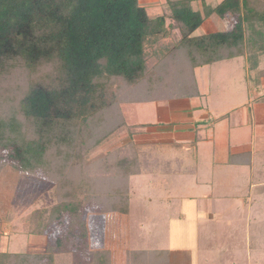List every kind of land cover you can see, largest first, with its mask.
Returning <instances> with one entry per match:
<instances>
[{
  "label": "trees",
  "instance_id": "1",
  "mask_svg": "<svg viewBox=\"0 0 264 264\" xmlns=\"http://www.w3.org/2000/svg\"><path fill=\"white\" fill-rule=\"evenodd\" d=\"M198 1L169 0L151 17L139 0H0V172L44 177L32 233L48 238L47 253L0 251V264L74 252L65 242L86 209L127 214L141 147L91 158L126 127L122 105L199 97L196 68L264 55V0H223L205 13ZM212 14L236 16L233 29L196 34ZM159 252H131L132 264H169Z\"/></svg>",
  "mask_w": 264,
  "mask_h": 264
},
{
  "label": "rangeland",
  "instance_id": "2",
  "mask_svg": "<svg viewBox=\"0 0 264 264\" xmlns=\"http://www.w3.org/2000/svg\"><path fill=\"white\" fill-rule=\"evenodd\" d=\"M168 1L139 0L151 17L164 14L168 10ZM201 2L193 3V9L205 13V4ZM216 4L206 2L208 7L219 5ZM220 18L223 27L219 30L233 29L236 16L228 14ZM210 24L208 17L204 22L205 28L202 25L196 34L214 32ZM178 36L175 32L171 41ZM197 78L204 95L201 101L206 108L194 112L196 116L206 114L210 105L213 117L229 112L233 120L237 117L235 107L243 103L237 100L241 98V91L249 93L248 86H254L242 62L237 60L220 63L213 68H199ZM121 107L126 127L116 132L91 158L108 155L115 147L132 142L140 147L146 145L141 158L147 163L141 167L144 173L131 180L127 214H103L94 209L83 211L78 218L82 224L77 225L75 220L74 232L69 235L72 239L69 237L65 242V249H77L69 254L57 253L53 264H132L130 253L138 251H160L162 258L169 259V264H264V154L258 149L263 148L264 137L260 130L256 131L254 153L261 164L253 170V176L245 175L248 168L235 175L234 178L242 179L246 185H225L222 179L217 182L211 180V143H205L207 151L199 150V159L194 145H159L155 141L161 134L154 127L159 124L156 106L135 104ZM2 108L0 117L4 115ZM246 108L250 111L249 107L239 111ZM180 113L182 117L188 116L186 112ZM243 121L246 124L250 122V114H244ZM235 122H240V119ZM219 123L224 124L219 125L214 133L207 125L202 136L211 141L217 134L224 142L230 140L232 145L239 143L237 139H242L240 143H248L249 125L232 123L230 126L229 120ZM133 124L142 125L145 129L139 132V142L130 135L129 129ZM166 131L170 133L162 135L166 141L176 142L181 137L180 134L177 137L171 127H166L163 134ZM168 169L179 172L162 173ZM43 178L41 173L33 181L25 174L0 172V251L47 253L48 238L44 236L37 240L32 233L33 215L45 207L34 194L33 187L39 185ZM61 232L59 238L64 239L66 230ZM97 252L101 257L94 255Z\"/></svg>",
  "mask_w": 264,
  "mask_h": 264
},
{
  "label": "crops",
  "instance_id": "3",
  "mask_svg": "<svg viewBox=\"0 0 264 264\" xmlns=\"http://www.w3.org/2000/svg\"><path fill=\"white\" fill-rule=\"evenodd\" d=\"M202 1V0H201ZM199 1V2H201ZM203 2L205 4L204 7H207L206 2H216L217 4H220L223 0H204ZM201 2V3H202ZM216 4V5H217ZM211 7V6H210ZM215 8V7H211ZM206 11V8H205ZM221 16L217 14H212L209 16V20L211 21V24L209 27L214 30V32H205L206 34L210 33H217V32H223L225 30H219V27H223L222 24L219 22ZM220 18V19H219ZM208 19V18H207ZM206 19V21H207ZM204 27V23H203ZM209 27H206L209 29ZM205 28V27H204ZM222 29V28H221ZM241 61L242 65L244 66V69L247 71V74L250 76V79H253V88H250L248 86L247 90L249 93H245L244 91H241V98H237V100L243 101V103L238 104L235 109L237 113V117H234L232 120L230 117L229 112H225L224 114L217 115L216 117L212 116V112L210 110V105L207 107V113L199 114V116H196L194 112L196 111H202L206 107L202 104L201 99L203 98V94L200 91V86L197 78V71L199 68L207 67H199L195 69V76L198 84V90H199V97H193V98H183V99H174L167 102H155L150 104H144V105H155L157 109V122L159 124H155L156 128L161 132L160 138H156V142L159 143V145L164 144L166 147L172 146L174 144H177L178 146H195L196 156L198 157L199 150H202V152H205L208 150L205 143L210 144L211 148L209 150V159L211 163V168L213 169V173L211 174V180L212 181H218L219 179H222L225 183V185H246L245 181L242 179L234 178L235 175H239L243 169L248 168V173H245L246 176L249 177V175L253 176V170L256 169V167L261 164L260 162H257L256 154L254 153V147L257 144L256 143V131L257 129L260 130L261 136L264 137V74L260 75V71L264 70V55H260L259 53L254 54V62L251 65L249 58L247 56L238 57L230 61H225L226 63L232 62V61ZM246 62V63H244ZM224 63V62H218L213 65H208L209 67H215L217 64ZM258 73L261 76L260 80L258 81ZM253 75V76H252ZM223 99V97H221ZM135 104H127L124 106H131ZM143 105V104H142ZM243 107H249L250 111H247V108L245 111H239ZM176 109H179L176 110ZM232 112L233 110H229ZM180 112H186L188 113V116H183ZM244 114H250V122H247V124L243 121ZM212 117V118H211ZM238 119H240V122H235ZM225 120H229V124L233 123L234 125H249V134L247 133L248 143L242 142V139H237L239 142L238 144L232 145V142L229 140L228 142L225 141L222 138V136L219 138L216 134L214 135V138L210 141L209 138H204L202 136V132H204V129L207 125L211 126V130L214 133L215 129L218 128L219 125H222L224 123L219 122H225ZM160 125V126H159ZM141 126V127H140ZM152 126V125H149ZM132 127H140L141 129H137L136 131H145L143 129L142 125L139 124H133ZM172 128L174 130V134L178 137V134L181 135V137H178V141L169 142L163 139L162 135H168V131H166L163 134V131L165 128ZM183 134V136H182ZM259 134V133H258ZM140 133L133 135L134 140L136 142H139ZM209 140V141H208ZM166 141V142H163ZM264 141V140H263ZM225 144V147H224ZM262 144V143H261ZM263 145V144H262ZM146 146V145H145ZM145 146L141 147V150L145 148ZM243 146V147H242ZM246 149V150H245ZM260 149V153L264 154V145L263 148ZM255 154V155H254ZM165 158V157H163ZM178 161V160H176ZM167 163H172L171 161H166ZM147 163V162H146ZM264 164V163H263ZM198 171V168L196 169ZM179 172V171H178ZM178 172H174L172 169L165 170L164 174H175ZM161 173V172H160ZM134 178V177H133ZM132 178V179H133ZM131 179V180H132ZM241 184H237L238 182ZM210 184V182H209ZM190 197L189 199L192 200L193 197ZM150 200V199H149ZM182 215V214H181ZM183 255V254H182Z\"/></svg>",
  "mask_w": 264,
  "mask_h": 264
}]
</instances>
